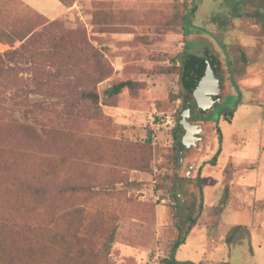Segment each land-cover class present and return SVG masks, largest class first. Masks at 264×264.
<instances>
[{"label":"rangeland","instance_id":"374dc122","mask_svg":"<svg viewBox=\"0 0 264 264\" xmlns=\"http://www.w3.org/2000/svg\"><path fill=\"white\" fill-rule=\"evenodd\" d=\"M60 1L0 0V264H165L178 238V264L258 258L253 229L244 245L210 247L226 231L215 227L222 194L202 198L200 186L222 174L204 165L200 185L194 161L213 146L223 166L262 143L264 0L242 14L240 0ZM187 52L218 59L224 95L235 84L241 95L231 122L219 117L225 101L210 111L219 138L202 124L181 153ZM122 80L135 86L105 95Z\"/></svg>","mask_w":264,"mask_h":264},{"label":"crops","instance_id":"0c3cea01","mask_svg":"<svg viewBox=\"0 0 264 264\" xmlns=\"http://www.w3.org/2000/svg\"><path fill=\"white\" fill-rule=\"evenodd\" d=\"M52 1L55 6L62 5L60 0ZM32 6L35 8V10H42L38 5L32 4ZM263 125L264 119L263 123H261L260 125V128L257 129L258 132H261L263 134L262 143H260L258 151L252 150L251 147H249V149L243 148L239 152H236L235 150L229 151V153L225 156L228 162L227 166L226 164H224L223 166H211V169L213 171L215 170L219 174H222V182L220 183L218 181H215L218 185H215L216 183H210L207 185V189L204 190V196L206 192H209L211 194V198H213L212 196H214V194L217 193L218 190H220L222 194L221 199L223 201V205L219 208L221 209V222H219V224H217V226L215 227H217L219 231H221L223 229L222 227H224L226 231H224V233H221L222 235L218 239L214 237L210 238V247L212 246L214 249L219 248V243L224 241L226 242V233L229 230L233 229L235 226L241 227L240 231L237 232L235 236H233V240L231 243L232 245H244L250 242V230H255L256 234L254 235L257 237L256 243L261 253H256L257 255H259L258 258H256L254 257L253 249H250L254 260L247 261L243 259L241 264H264ZM246 142L244 143V146H246ZM224 177L226 178V181L223 180ZM223 187H227V197L225 200ZM209 206L216 207V205L214 204ZM216 208H218V206ZM214 220L219 221L217 216H215ZM213 262L219 263V261L217 260Z\"/></svg>","mask_w":264,"mask_h":264},{"label":"trees","instance_id":"16d2710c","mask_svg":"<svg viewBox=\"0 0 264 264\" xmlns=\"http://www.w3.org/2000/svg\"><path fill=\"white\" fill-rule=\"evenodd\" d=\"M193 12H194V8L190 11V13H193ZM191 26H193V28H199V26H196V25H191ZM214 62L215 61H213L211 58H208L206 56L197 55L194 52H187V54L185 55V57L182 60L180 76H181L182 82L184 83V85L186 87V92L188 94H192V93L188 90L187 86L192 85V84L196 83L198 80H200V78H202L208 72L211 65H213V67H216L215 66L216 64ZM134 86H135V82L132 80L118 81V82H115L114 84H112L110 87H108L105 90V95H107V96L116 95V94H119L120 92H122L125 88H133ZM82 95L85 98L90 99L92 101H97L99 98V95L97 92L90 91V90L83 91ZM183 105L186 108V100L184 101ZM234 113H235V109L227 111V114L225 115V119H227L231 122V119L234 116ZM183 130H184L183 126L180 123V120H178V123L174 129V136H175V139L178 141V143L181 147V150L184 149V145L181 141ZM212 164H216V159L212 162ZM28 188L33 192V194L35 196H39L40 193L43 191V188L41 186L34 188L33 185H28ZM189 229L191 230V227ZM184 240H185L184 238H178L175 241V243L172 246V249H173L172 257L169 259H166L165 264H175L176 263V260H174L175 251L179 247V245L182 242H184ZM52 248H56V244H54L52 246ZM36 258H39V259L35 260L33 264L43 263V259H44L43 254H40L37 257L31 256L28 259L27 263H30V260H32V259L34 260Z\"/></svg>","mask_w":264,"mask_h":264},{"label":"flooded vegetation","instance_id":"af4514ba","mask_svg":"<svg viewBox=\"0 0 264 264\" xmlns=\"http://www.w3.org/2000/svg\"><path fill=\"white\" fill-rule=\"evenodd\" d=\"M236 1V0H235ZM238 1V0H237ZM241 2L239 3V4H237V5H234V6H236V8L237 9H241V7L242 6H245L246 5V2H248V1H250V0H240ZM241 12V14H242V11L243 10H240ZM195 29H197V28H195ZM199 29H200V31H201V34H203L204 36L206 35L207 36V29L206 30H203L201 27H199ZM204 31H205V33H204ZM204 43V42H203ZM205 52V51H204ZM197 54V53H196ZM197 55H202V56H206V57H208V58H211L213 61H215L214 63L216 64L215 66L216 67H214V69H215V71H216V73H217V77L220 79V82H221V86H222V89H221V92L219 93V94H215V95H213L214 96V98H215V100H217V102L215 103V106L218 104V103H223V101H225V103H227L228 104V106H226L225 108H224V112H222L221 114H220V119L222 118V117H224L225 118V115L227 114V111H229V110H232V109H235V108H233V107H238V105L240 104V95H241V93H240V90H239V87L238 86H236V84H235V87H236V90H237V93H235V94H231V95H224V91H225V87H224V82H223V78H222V74H221V72H220V62L218 61V59H216L214 56H208V55H205V54H202V53H198ZM237 98H239V100L237 99ZM218 99H220V100H218ZM237 99V100H236ZM232 102V105H231V107H229V103H231ZM226 104V105H227ZM238 104V105H237ZM234 105V106H233ZM214 106V107H215ZM213 107V108H214ZM236 107V108H237ZM187 108H190L191 109V116L189 117V120L191 121V123L192 124H194V125H197L198 127H196L197 128V130L199 129V132H200V129H202V124L203 125H205V126H207V124H210L211 122H213L214 124H216V136L219 138L220 136H221V130H220V128H219V124H218V118H217V120L216 119H214V118H211V117H209L210 115H209V113H210V111L213 109V108H211L205 115H202L203 113H201L200 111H199V109L197 108V103H196V99H195V97H194V95L193 94H189V96L187 97V100H186V109ZM229 121V120H228ZM183 126V125H182ZM183 129H184V127H183ZM199 132H197V138H196V141H198V139H199ZM184 133H185V130H183V132H182V137H183V135H184ZM200 136H203V134L202 133H200ZM181 141H182V138H181ZM199 143H201V142H199ZM214 144H215V142H214ZM192 147H194V144L193 145H191L189 148H186L185 146H184V149L183 150H181V151H185V153L187 152V150H189V149H192ZM212 149H213V146L212 147H209V149L205 152V153H203V151H202V149H200V153H199V155L197 154V156H196V158L198 159V160H195L194 162H200L199 163V165H197V175H196V178H198V180H199V183H200V185H202V181H203V179H202V177H201V174H200V172H201V169L203 168V166L204 165H208L209 167L210 166H213V165H216L217 164V160H218V157H220V153H221V149L222 148H220V149H218V151H217V153H213L212 152ZM184 153V154H185ZM213 155V156H212ZM209 156H212V158H209ZM185 157H187V155L185 156ZM216 159V164H212V162L214 161ZM227 163V162H226ZM225 163V164H226ZM220 183L222 182V179L219 181ZM204 183V182H203ZM223 184V183H222ZM221 184V185H222ZM208 184H206V183H204V187L203 186H200V189H201V197L203 198V196H204V190H206V189H204V188H206V186H207ZM219 216H220V214H218ZM240 227L241 226H235L233 229H231V230H229L227 233H226V242H230V243H232V240H233V236H235V234L237 233V232H239L240 231ZM175 264H178L177 262L175 263ZM195 264H200V263H195Z\"/></svg>","mask_w":264,"mask_h":264},{"label":"water","instance_id":"95a60500","mask_svg":"<svg viewBox=\"0 0 264 264\" xmlns=\"http://www.w3.org/2000/svg\"><path fill=\"white\" fill-rule=\"evenodd\" d=\"M187 87L196 99L197 108L203 114L215 106L217 100H215L213 95L219 94L222 89L220 79L217 77V73L213 65L210 66L208 72L202 78H200V80ZM190 116V108L185 109L180 116V123L183 125L185 130V133L182 137V143L186 148L196 144V134L199 132V129L197 130L196 128L198 126L192 124L189 120Z\"/></svg>","mask_w":264,"mask_h":264}]
</instances>
